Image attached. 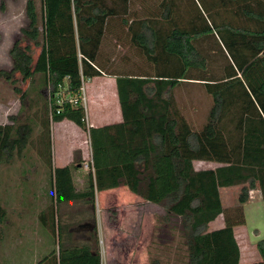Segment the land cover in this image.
<instances>
[{"label":"trees","instance_id":"1","mask_svg":"<svg viewBox=\"0 0 264 264\" xmlns=\"http://www.w3.org/2000/svg\"><path fill=\"white\" fill-rule=\"evenodd\" d=\"M190 1L153 0L151 6L145 0L139 13L131 9L133 0H42L41 31L36 0H26L24 36L10 46L12 65L0 67V76L16 83L19 73L28 81L25 89L15 85L22 106L28 102L32 109V100L36 107L0 122V166L15 155L31 158L29 149L34 148L52 167L51 123L71 119L90 132L95 171L88 173L80 190L74 165L55 167L56 191L47 212L55 217L57 209L75 199L89 198L95 204L96 188L127 184L164 207L165 234L178 227L187 264H242L235 226L246 223L245 208L254 191L264 198V0ZM6 2L1 0L3 10ZM41 33L44 40L35 57L23 39L38 45ZM109 33L124 35L117 40L142 55L148 70L111 69L114 57L102 50ZM217 48L226 62L218 60ZM103 71H122L117 74L122 121L89 127L83 103L67 102L59 112L57 103L50 105V90L67 84L76 94L83 79ZM185 84H198L211 96L200 124L175 90ZM195 160L220 164L197 168ZM235 186L240 189L227 204L222 188ZM220 214L225 225L210 229ZM6 219L0 201V242L6 236L1 226ZM91 220L96 222L95 213ZM91 237L92 242L68 245L60 233L59 251L35 264H101L96 226ZM256 246L261 258L250 264H264V236ZM147 264L162 261L155 256Z\"/></svg>","mask_w":264,"mask_h":264},{"label":"crops","instance_id":"2","mask_svg":"<svg viewBox=\"0 0 264 264\" xmlns=\"http://www.w3.org/2000/svg\"><path fill=\"white\" fill-rule=\"evenodd\" d=\"M118 73H122V71H103L102 74L87 78V81H89L87 85L89 99L97 105L95 109H91L89 114H87L86 108V117L89 127L123 120V110L119 100L117 86ZM184 86L185 85H181L178 88H175L179 95ZM177 100H179L181 105L184 104V100H182L180 96L177 97ZM182 108L188 112V109H185L184 107ZM67 127L74 128L77 133L80 132V136L68 133ZM81 130L87 132L90 138L89 130L84 129L71 119L64 118L51 123L52 146L54 142H58V145L60 144L61 147H64L63 150L69 149L70 153V157H63L61 155L63 151L61 148H59L58 151L55 150V161H53L52 167L48 165L46 168V163L33 162L21 164L6 162L1 164L0 201L7 209V219L1 226L5 231V237H8V242L11 241L12 246L24 242V233L39 234L47 227L53 230L51 224L54 219V230L56 231L57 229V231L61 233V241L68 245L73 243L80 244L92 242L91 233L95 230L96 226L99 235V244L102 248L101 264H114L107 258V250H109V247L106 245V235L111 232V230L113 231L116 229V232L118 233L116 243L119 244V249H121V251L123 250L121 253H123L125 259L129 257V253H131L134 248L142 251L143 248H146L151 243V236L155 232L157 219V213L151 211L149 205H147V208L144 207L146 204L157 203L132 191L127 184H120L119 186L102 190L96 188L97 201L95 204L93 202H88L90 201L89 198L75 199L64 203L60 209H57L55 217H53L50 212H47L46 207L47 204L49 205L50 203H48L46 186L47 183H49L50 186H52V193H55V178H52V173H54L53 171L55 167L67 164L74 165L72 170L75 186L77 189L82 190L86 184L87 173L81 172L83 167L80 163H73V153L76 150H78L80 154H83L87 150L83 146L85 133ZM199 161L216 163L214 166L209 167H215L220 164L217 161ZM9 170H17L18 172L22 170L23 174L22 172H8ZM225 190L228 189L222 188L223 198ZM109 194L114 196V202H119L120 204V209L117 214L118 220L115 226L112 225L110 221L107 208V202H109L107 201V196ZM93 213L96 214V222L91 220ZM220 215L223 216L222 224H219V226H212V223L218 221ZM220 215L210 222V229L219 228L225 225L224 215ZM237 227L238 225L235 226V233ZM12 235L15 238L18 237V240L16 241L12 238ZM11 248L14 247H10L9 250ZM127 250L129 252H127ZM241 262L242 264H246L243 262V258ZM147 263L148 261H145L144 263L135 262L132 264ZM122 264L129 263L124 262Z\"/></svg>","mask_w":264,"mask_h":264},{"label":"rangeland","instance_id":"3","mask_svg":"<svg viewBox=\"0 0 264 264\" xmlns=\"http://www.w3.org/2000/svg\"><path fill=\"white\" fill-rule=\"evenodd\" d=\"M152 1L148 4L152 5ZM189 2H191L189 0ZM1 3V0H0ZM38 12H39V27L41 31L43 30V2L42 0H36ZM145 0H133L131 4V9L136 8V10L141 13L142 7L145 4ZM25 4L26 0H8L6 2L7 9L3 10L0 5V67H7L10 68L12 65V60L9 54V48L13 44L14 40L17 37H23V33L21 31V27L26 25L27 18L25 13ZM188 5V1H187ZM186 5V6H187ZM116 19V18H115ZM118 19L113 20L115 25L117 26V29L119 30L120 26L118 24ZM113 23V22H112ZM123 34V33H122ZM116 36H121V34H111L109 33L107 37L104 40L102 50L104 52H110L111 55L114 57L113 59H110L112 61L110 68L113 70H130V69H143L147 67V62L144 59L142 55L136 52L135 49L128 43V42H120L117 40ZM122 35L121 37H123ZM212 43L218 46V42L216 41V38L214 35L211 34L209 36ZM43 34L40 35V44H35L33 40L27 39L24 37L23 44L29 43L31 46V52L36 57L38 53L40 52V49L42 47L43 43ZM217 55L218 60L226 62V56L223 54L221 49L217 48ZM124 56H128L129 59L123 58ZM217 64V63H216ZM17 82L13 83L10 80L6 79L4 76H0V122L5 123L10 120L9 116L11 114H16L20 112L21 109H24L25 112L35 109V105L33 101L31 100V104L33 105V108L30 109L28 102L25 103L24 106H22L21 99H20V93L15 90V85H18L19 87L25 89L28 85V81H24L22 79V76L17 73L16 75ZM88 82L87 79L85 80V93L87 97L86 101V108H87V114L91 112V109H95L97 107L96 104L92 102L91 99H89V92H88ZM34 93L31 94V97ZM180 94L182 96V99H184L190 106L189 110L191 112V116L194 119V122L197 124L202 123L206 119V115L208 112V109L211 105V96L202 88V86L198 84H192L187 85L181 89ZM196 108V110H194ZM198 108V109H197ZM22 117V116H21ZM53 123V121H52ZM68 133H71L73 135L80 136V132H76L74 128L67 127ZM83 131V130H81ZM84 138H83V146L87 150L80 154L78 150H76L73 154V163H80L82 164V161H84L89 154L91 153V145H90V138L89 134L87 132H84ZM52 153H53V161L55 150L58 151L59 148L61 150L64 149V147H61V145H58L57 143H53L52 146ZM72 151V150H70ZM29 155L31 158L24 156H18L15 155L13 159H11L10 162L7 163H27V162H33V163H46L41 159L38 154L35 152L34 148L29 149ZM61 155L63 157H70L69 149L63 150ZM216 163L209 162V161H199L195 160V166L197 168L202 167H209L214 166ZM46 168L48 167V163L45 164ZM8 172L16 173L17 170L12 171L9 170ZM19 172L23 171L20 170ZM18 172V173H19ZM28 172V171H26ZM48 172V171H47ZM83 173H87L88 171L83 168L81 170ZM80 172V173H81ZM25 173V170H24ZM52 186H50L49 183H47L46 186V192L48 197V203L52 202ZM240 187L235 186L233 188H230L229 190L224 191V197L226 200V203L228 204L232 197L236 196L237 192L239 191ZM109 202H107V208L110 216V221L112 225L115 226L117 224V214L120 209L119 202H114V196L112 194H109L107 196ZM97 201V195L95 197V203ZM149 205L151 211H155L157 213V219H156V228L155 232L152 234V240L151 243L146 247L143 248L141 251L140 249L134 248L131 253H129L128 258H124L123 250L119 249V244L116 243V238L118 237V233L116 232V229L111 232H109L106 235V245L109 247L107 258L110 262H113L114 264H122V263H135V262H141L144 263L145 261H148L155 256H158L162 264H187V258H186V252H185V245L183 237L180 234V230L178 227H173L171 231H168V234H165V228H166V221L163 220V215L165 214V209L161 204H146L144 208H147ZM48 206V204H47ZM246 223L238 225L236 229V234L238 241L242 248V258L243 262L246 264L253 263L254 261L259 260L260 253L257 249L256 242L257 239L264 236V198L261 196L259 192L254 191L252 193V197L250 198V201L247 203L246 208ZM223 216L220 215L218 221L212 223V226H219V224H222ZM172 225H175L171 223ZM169 226V224H167ZM167 229V228H166ZM13 236V235H12ZM147 236V235H146ZM144 237V236H143ZM16 241L18 240V237H12ZM24 242L21 244H15L12 246L11 241L8 242V237H5L4 241L0 242V264H34L39 259L43 258L46 254L49 252L56 250L59 251L60 247V233L59 231H56L53 229H49L48 227L43 230L42 233H24L23 235ZM39 242V243H37ZM10 247L11 248L9 250ZM101 248V247H100ZM102 250V248H101ZM127 252H129L127 250Z\"/></svg>","mask_w":264,"mask_h":264},{"label":"built area","instance_id":"4","mask_svg":"<svg viewBox=\"0 0 264 264\" xmlns=\"http://www.w3.org/2000/svg\"><path fill=\"white\" fill-rule=\"evenodd\" d=\"M85 80L86 79H83V83L80 87V90L76 94L72 93L67 84H60L59 88L54 93H52L50 90V105L53 101L57 103L59 105V107L57 108L58 112L61 110L62 106L67 102L71 103L72 105H78L80 103H83L86 106L87 97L85 93ZM81 166L85 170H87L88 173L90 171H95L92 153H90L89 156L84 161H82Z\"/></svg>","mask_w":264,"mask_h":264}]
</instances>
